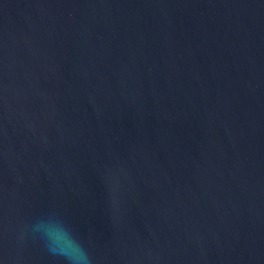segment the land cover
I'll use <instances>...</instances> for the list:
<instances>
[{"label":"water","instance_id":"water-1","mask_svg":"<svg viewBox=\"0 0 264 264\" xmlns=\"http://www.w3.org/2000/svg\"><path fill=\"white\" fill-rule=\"evenodd\" d=\"M0 264H264V0H0Z\"/></svg>","mask_w":264,"mask_h":264}]
</instances>
